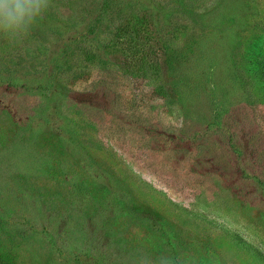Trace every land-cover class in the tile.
<instances>
[{"label": "rangeland", "instance_id": "374dc122", "mask_svg": "<svg viewBox=\"0 0 264 264\" xmlns=\"http://www.w3.org/2000/svg\"><path fill=\"white\" fill-rule=\"evenodd\" d=\"M261 74L264 0L0 29V264H264Z\"/></svg>", "mask_w": 264, "mask_h": 264}, {"label": "clouds", "instance_id": "9594fccd", "mask_svg": "<svg viewBox=\"0 0 264 264\" xmlns=\"http://www.w3.org/2000/svg\"><path fill=\"white\" fill-rule=\"evenodd\" d=\"M49 0H0V29L25 30L47 9Z\"/></svg>", "mask_w": 264, "mask_h": 264}, {"label": "trees", "instance_id": "16d2710c", "mask_svg": "<svg viewBox=\"0 0 264 264\" xmlns=\"http://www.w3.org/2000/svg\"><path fill=\"white\" fill-rule=\"evenodd\" d=\"M253 62H254V65L256 66L255 68H259L260 69V66H261V63H262V61L261 60H258L257 58H255L254 60H253ZM262 76V78L264 79V74H261Z\"/></svg>", "mask_w": 264, "mask_h": 264}]
</instances>
